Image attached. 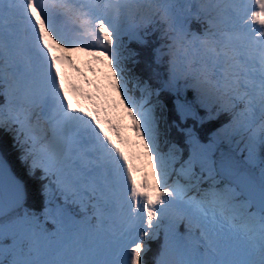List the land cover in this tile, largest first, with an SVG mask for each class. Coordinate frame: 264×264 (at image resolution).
Here are the masks:
<instances>
[{"label":"snow or ice","instance_id":"1","mask_svg":"<svg viewBox=\"0 0 264 264\" xmlns=\"http://www.w3.org/2000/svg\"><path fill=\"white\" fill-rule=\"evenodd\" d=\"M0 264H264V0H0Z\"/></svg>","mask_w":264,"mask_h":264}]
</instances>
